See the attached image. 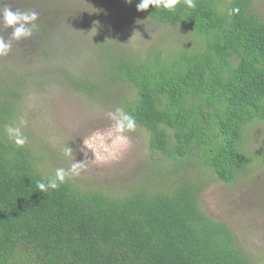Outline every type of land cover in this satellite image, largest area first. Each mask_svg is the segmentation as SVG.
<instances>
[{
    "label": "trees",
    "instance_id": "16d2710c",
    "mask_svg": "<svg viewBox=\"0 0 264 264\" xmlns=\"http://www.w3.org/2000/svg\"><path fill=\"white\" fill-rule=\"evenodd\" d=\"M7 2L39 19L0 57V264H263L242 231L207 208L200 171L251 185L264 165V136L260 161L246 146L264 120V19L254 1L146 11L140 0ZM149 26L163 49L141 53L124 40ZM176 28L190 34L183 45L168 43ZM11 32L0 18V36ZM49 82L134 117L148 131L146 171L115 182L72 174L41 192L39 182L70 168L59 121L35 110ZM8 125L21 127L23 147Z\"/></svg>",
    "mask_w": 264,
    "mask_h": 264
},
{
    "label": "rangeland",
    "instance_id": "374dc122",
    "mask_svg": "<svg viewBox=\"0 0 264 264\" xmlns=\"http://www.w3.org/2000/svg\"><path fill=\"white\" fill-rule=\"evenodd\" d=\"M253 1L254 10L264 19V0ZM158 32V28L149 26L145 33L136 36L128 32L123 38L132 43L138 52L144 53L151 49H163ZM189 35L188 31L179 28L169 30L168 43L183 45ZM191 42L195 41L189 44ZM40 89L41 100L36 106V114L47 117L49 113L50 119L55 117L59 121L62 140L68 141V148L72 149L67 165L71 167L76 162H82L78 173L88 175V180L115 182L132 175L139 176L146 171L143 168L153 162L145 128L135 127L132 131L118 133L110 116L114 112L103 109L101 103L92 102L87 97L85 100L74 97L67 94V89L52 82ZM38 127L41 133L54 134V128H48L42 120H39ZM263 136L264 120H257L248 130L246 142L254 161H260L254 151H261ZM258 170L254 171L258 178L251 185L243 180L227 183L216 179L214 173L206 168L200 171L210 181L203 188L207 208L215 216L229 220L237 230L240 229L239 232L242 231V236L247 238L264 264V165Z\"/></svg>",
    "mask_w": 264,
    "mask_h": 264
},
{
    "label": "clouds",
    "instance_id": "9594fccd",
    "mask_svg": "<svg viewBox=\"0 0 264 264\" xmlns=\"http://www.w3.org/2000/svg\"><path fill=\"white\" fill-rule=\"evenodd\" d=\"M127 3H132V0H127ZM177 3L178 0H140L136 7L138 11H146L150 6H153L155 9L162 7L166 10H172L176 7ZM185 3L188 7H195L193 0H185ZM0 18H2L5 28H12L8 39L0 36V57H4L12 51L13 42L18 43L32 36L33 29L37 27L36 21L39 19V14L34 10L22 11L19 8L13 10L12 5L7 0H0ZM110 116L115 121V128L118 133H123L125 130L132 131L136 127L134 117L124 112L121 108H117L114 113H110ZM21 123H24V121ZM5 130L9 138L17 146L23 147L27 143V137L24 136L21 127L8 125ZM71 151L70 147L64 149L65 155H70ZM81 163L76 162L67 170L63 168L57 169L55 176L49 178L47 183L39 182L37 184L38 189L44 192L49 188H58V182H63L67 176L79 174L78 169Z\"/></svg>",
    "mask_w": 264,
    "mask_h": 264
}]
</instances>
